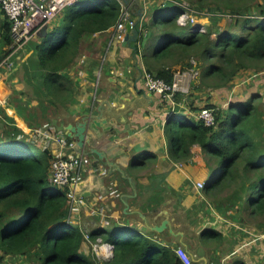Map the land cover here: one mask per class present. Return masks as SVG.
Here are the masks:
<instances>
[{"label": "trees", "instance_id": "trees-1", "mask_svg": "<svg viewBox=\"0 0 264 264\" xmlns=\"http://www.w3.org/2000/svg\"><path fill=\"white\" fill-rule=\"evenodd\" d=\"M202 6L213 13L206 32L192 31L191 25L178 23V15L185 9L183 5L165 1L157 7L152 23L143 24L144 29H151V43L148 45L143 35L140 38L141 45H148L142 50L146 70L172 83L178 71L174 67L181 65L180 71L190 70L195 67L190 57L197 56L204 67L200 74L203 84L217 90L231 87L241 70L264 68V2L213 0ZM72 7L76 10L67 13L63 28L28 46L34 52L26 68V80L35 92V100L41 101L43 107L48 101L45 111L57 106L56 99L70 90L67 84L70 80L64 71L80 54L84 41L115 26L124 10L119 0H80ZM224 15H231L232 22L225 25L221 19ZM162 19L166 20L163 24ZM10 30V21L0 12L4 46L13 44ZM135 47L139 52V45ZM10 52L0 46V63ZM6 79L3 76L2 81ZM181 96L177 94L176 100ZM65 98L67 94L62 99ZM262 98L255 94L245 102L231 101L227 108L210 103L193 110V113L212 110L215 115L212 126L196 118L197 115L186 114L177 102L170 108L172 122L166 128L170 158L186 165L192 157V147L198 144L216 165L214 179L203 190L205 196L234 188L216 205L219 211L244 203L251 216L264 218ZM11 129L14 130L4 131L0 138L2 257L35 256L41 264H98L97 257L82 250L85 233L70 219V188L51 181V151L19 139L21 130ZM211 232L213 237L218 236L215 230L207 233ZM89 236L93 242L101 238L103 243L114 246L113 257L99 264H183L176 250L164 245L156 232L145 234L138 226H98Z\"/></svg>", "mask_w": 264, "mask_h": 264}, {"label": "crops", "instance_id": "crops-1", "mask_svg": "<svg viewBox=\"0 0 264 264\" xmlns=\"http://www.w3.org/2000/svg\"><path fill=\"white\" fill-rule=\"evenodd\" d=\"M163 2L128 0L125 4L140 22L141 32L145 28L142 22L149 21ZM67 13L57 16L48 26L49 33L61 26ZM114 27L87 38L80 54L65 69L70 90L66 100L62 99L66 94L56 99L61 107L54 116L45 111L48 101L43 107L41 101L35 100L30 86L0 82L1 129L13 126L21 130L19 139L37 144L25 129L33 131L44 125H40L39 117L57 118L56 132L63 135L68 124L90 116L89 141L81 152L94 167L84 177L80 189L84 196L80 197L83 200L76 214L83 209L95 225L92 230L129 224L149 234L155 232L152 227L168 220L170 228L156 234L164 245L175 250L185 248L193 264H258L259 248L264 256V231L256 233V226L246 220L250 210L245 208L239 213L238 205L235 208L239 211H219L207 201L204 189L197 184L207 185L209 178L212 181L216 165L200 145L192 147V157L186 165L170 158L166 128L172 105L144 87V53L133 48L136 44L140 47V39L130 46L116 43L108 47ZM217 100L225 108L232 101H222L220 97ZM183 103L179 105L181 109L196 117V112L188 109V102ZM94 149L103 152L105 158L96 155ZM208 230H215L218 236L213 237Z\"/></svg>", "mask_w": 264, "mask_h": 264}, {"label": "built area", "instance_id": "built-area-1", "mask_svg": "<svg viewBox=\"0 0 264 264\" xmlns=\"http://www.w3.org/2000/svg\"><path fill=\"white\" fill-rule=\"evenodd\" d=\"M80 0H0V12L4 13L11 24L10 33L13 38L10 54L0 63V82L6 72V63L15 58L18 52L24 48L28 43L37 36V33L44 27L49 26L59 14L65 12L68 7L74 6ZM124 10L118 23L113 28L108 47L116 43H124L127 34V25L129 24L132 29L138 28L139 22L133 16L132 12L127 9L124 0H119ZM179 4V3H176ZM180 5V4H179ZM185 7V6H184ZM191 9H185L178 15V23L182 26L191 25L192 31L206 32V24L199 21L198 15ZM148 31L144 28L141 29V36H147ZM194 68L179 74H175L172 83L157 77L155 74L144 71L143 83L144 87L153 93L162 96V99L172 105L176 104L175 96L178 93H189V88L185 84V78L196 79L200 70L197 63L193 61ZM14 65V63H13ZM172 115V113H171ZM197 118L203 120L208 126L215 124V115L212 110L202 109L197 113ZM42 129L36 128L33 130V140L37 141L39 138L45 139L46 146H49L51 141L58 142V148L55 151V156L51 161V181L60 187H69L71 198V213L70 219L72 220L73 213H76L82 203V198L76 197L75 192L72 190V184H77L82 181L89 168L91 170L94 166L90 160L85 157L83 153H79L76 149V143L65 134L60 135L54 127ZM45 128L51 131L46 132ZM32 141V140H31ZM33 143V142H32ZM206 184L198 182L199 189H204ZM80 211V209H79ZM104 221V224H107ZM86 242H91L89 234H85ZM95 248L104 253V257L111 259L114 255V246L110 243H103L101 238H98L95 243ZM176 253L181 259L183 264H193V259L189 253L183 248H176Z\"/></svg>", "mask_w": 264, "mask_h": 264}, {"label": "rangeland", "instance_id": "rangeland-1", "mask_svg": "<svg viewBox=\"0 0 264 264\" xmlns=\"http://www.w3.org/2000/svg\"><path fill=\"white\" fill-rule=\"evenodd\" d=\"M165 1H172L175 4L179 3L180 5H183L189 9H191L193 12H195L198 15L199 21H202L203 23L206 24V28H207V25H209L211 23L210 18H211V15H213V13L208 11L206 9V7L202 6V5L204 4V2H206V6H208L209 4L212 3L213 0H204V2H202L200 0H165ZM261 1L264 2V0H260V2ZM246 3H247V1H246ZM76 8H77V6H76ZM75 10H76L75 7H68V9L65 12L73 14L75 12ZM254 11H257L256 7H254ZM197 15L195 17H197ZM152 19L153 18L151 17V19H149V21L144 20L142 23L144 25L148 26L149 23H152ZM221 19L225 25L232 22L231 15H224ZM165 21H166L165 19H162L161 24H163ZM65 22H66V19L63 20L62 24L60 23L61 26H59L57 29L63 28L65 25ZM150 30L151 29L148 28V34L145 37V39L147 41H149V38L151 37L150 32H149ZM36 37H39V36H36ZM34 39L32 41H34ZM41 41L42 40H39V42H41ZM147 41H146V43H148ZM31 43L32 42L28 43L24 48H22L20 50V52L17 53V55L15 56L14 59L7 61L6 68H5L6 72L4 73V76H6V78H7L5 81V83L7 85L10 86V84L12 82H14V83L21 84V85L26 84L27 88H29V84L26 80V68L30 64L29 59L31 58V55L34 52L33 48L31 50H28V46L31 45ZM146 43L144 45H141V43H140V48L142 50H145L146 46L149 45V43H148V45ZM2 45H3L4 50H9L11 48V46H7V45L4 46L2 39L0 37V46H2ZM190 61L191 62L195 61L198 64V69L200 70V74H201V72L204 68L202 65V61L199 60V58L197 56L190 57ZM13 63H14V65H13ZM181 68H182L181 65H176L175 70H178V71L175 74H179V73L183 74V72H186L185 70L180 71ZM200 74L196 79H193V80L189 79V78H185V84L189 88V93L188 94L178 93V94H182V96L180 98H178V100L175 99V101L177 103H179V105L184 104L183 102H188V104H187V106L189 107L188 109L190 111L192 110V112H194L193 111L194 109L199 108V110H200L201 108H203L204 106H206L207 104H210V103L211 104H213V103L220 104L219 101L217 100L218 97H220L222 99V101H226L229 98L233 102H245V101L249 100V98L252 95H255V94L264 96V68H250V69H246V70H241L238 74L237 79L232 83L231 87L223 88V89H217V90L207 88L206 85L203 84ZM64 76L66 77V74H64ZM14 80H16V81H14ZM1 82H2V80H1ZM65 82L66 81H64L63 84ZM32 93H35L34 90L32 91ZM215 98H217V99H215ZM262 100L264 102V98H262ZM60 107L61 106H58V104H57V106H55V105L51 106L50 108H48L47 114L48 115L51 114L54 116V112H56ZM47 114H46V116H47ZM196 115H197V113H196ZM42 120L43 119L41 117H39V121H41L40 125L44 124V125L39 127L40 129H42L45 126H47L46 128H49V127L55 128V124L56 125L59 124L57 118L51 119L52 121L49 119H47V120L44 119L43 121ZM12 127L13 126L9 125V126H4L1 129V126H0V138L2 137V135H4V131H6V132L7 131H13L14 129H11ZM30 128H32V127H30ZM46 128H45L46 132H50V134H54L51 131L47 130ZM25 130H26V132L33 133V131H31L29 129H25ZM54 132H56V131H54ZM39 141H37V145L41 146V148H43V149L50 150L53 157H54L55 151L58 148V142L53 140V141H51L49 146H46L45 139L42 140L41 142H39ZM209 181H210V178H209L208 182ZM233 190H234V188L226 189V190L220 192V194H218L216 196H211V197L206 196V199L216 209V205H218L221 200H224L231 192H233ZM75 191H76V189L73 190V192H75ZM240 208H239L240 209V211H239V209H236L235 206L230 205V207H229L230 210L239 211V213L241 211H245V208L242 204H241ZM76 213H78V212H76ZM76 213H73L72 221L76 222V224H78L80 226V228L82 229V231L85 234H90L92 228L95 226L92 224V219L90 217H88V214H86L83 209L81 210L80 214L77 215ZM246 218H244V219H246L250 223H253L254 226H256V230H255L256 233H259L260 231H264V218L263 217L251 216V214L249 212V214H248V216H246ZM99 224H100V222L98 223V225ZM108 230H110V229L108 228ZM95 243L96 242H93L92 240H91V242H85L83 251L86 252L90 257H93V258H94V256L97 257L98 264L101 261L109 260L108 258L104 257V253L100 250V248H98V249L95 248ZM258 253L260 255V257L258 258L259 259L258 264H264V256L262 257V249L261 248H259ZM1 254L2 253L0 252V264H41L40 261L38 260V258L35 256H31L30 258L29 257H19V256H18V258H15L16 256L4 258V257H2ZM205 264H209V263L206 262Z\"/></svg>", "mask_w": 264, "mask_h": 264}, {"label": "water", "instance_id": "water-1", "mask_svg": "<svg viewBox=\"0 0 264 264\" xmlns=\"http://www.w3.org/2000/svg\"><path fill=\"white\" fill-rule=\"evenodd\" d=\"M125 3H128V0H124ZM141 13V10H140ZM48 26L44 27L41 31H39L37 33V36H48L49 34V30H48ZM141 37V32L139 31L138 28H134L132 29L131 26L128 24L127 25V34L125 37V41H124V45H131L132 42H137ZM135 50L137 49V47H133ZM95 118V117H94ZM97 118V117H96ZM90 116H85L82 118V120L76 124L74 123H70L66 126L65 128V135L68 136L70 139L74 140V142L76 143V149L79 153H82L81 151L84 152L85 150V146L89 141L88 135H87V129L88 126H90V122H89ZM172 122V120H168V125H170V123ZM93 152L98 155L100 158H105V155L103 154V152H100L96 149L93 150ZM84 180L80 181L77 184H72V189H76L75 194L76 197L80 198L83 197L84 195L81 194L80 189L82 188V185L84 184ZM165 214H167V211L164 212ZM167 228H170V222L168 220H165L162 222V224L160 225H156L154 227H152V229L155 232H159L162 233L164 232ZM171 232H173L171 230Z\"/></svg>", "mask_w": 264, "mask_h": 264}]
</instances>
